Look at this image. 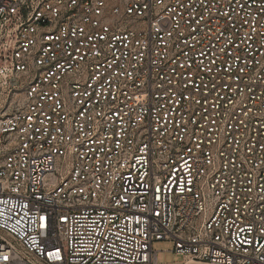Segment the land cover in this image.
<instances>
[{
	"label": "built area",
	"instance_id": "2783aa9c",
	"mask_svg": "<svg viewBox=\"0 0 264 264\" xmlns=\"http://www.w3.org/2000/svg\"><path fill=\"white\" fill-rule=\"evenodd\" d=\"M264 264V0H0V264Z\"/></svg>",
	"mask_w": 264,
	"mask_h": 264
},
{
	"label": "rangeland",
	"instance_id": "374dc122",
	"mask_svg": "<svg viewBox=\"0 0 264 264\" xmlns=\"http://www.w3.org/2000/svg\"><path fill=\"white\" fill-rule=\"evenodd\" d=\"M171 241H156L152 244V249L156 251V261L159 264H182L183 258L174 254Z\"/></svg>",
	"mask_w": 264,
	"mask_h": 264
}]
</instances>
